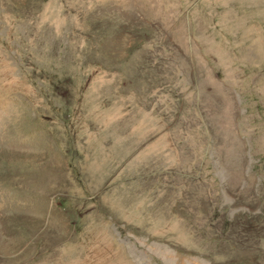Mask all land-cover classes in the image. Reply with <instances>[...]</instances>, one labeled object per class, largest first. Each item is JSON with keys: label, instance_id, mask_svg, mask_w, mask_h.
<instances>
[{"label": "rangeland", "instance_id": "rangeland-1", "mask_svg": "<svg viewBox=\"0 0 264 264\" xmlns=\"http://www.w3.org/2000/svg\"><path fill=\"white\" fill-rule=\"evenodd\" d=\"M0 264H264V0H0Z\"/></svg>", "mask_w": 264, "mask_h": 264}]
</instances>
